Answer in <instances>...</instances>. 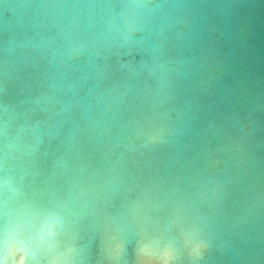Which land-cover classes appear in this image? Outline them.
<instances>
[{
	"label": "water",
	"instance_id": "obj_1",
	"mask_svg": "<svg viewBox=\"0 0 264 264\" xmlns=\"http://www.w3.org/2000/svg\"><path fill=\"white\" fill-rule=\"evenodd\" d=\"M161 127L145 160L166 180L146 207L165 205L160 244L177 264H264V0H0V178L18 189L0 230L24 218L19 192L51 200ZM88 204L77 192L72 210ZM43 238L34 264L59 252ZM100 257L97 234L76 264Z\"/></svg>",
	"mask_w": 264,
	"mask_h": 264
},
{
	"label": "clouds",
	"instance_id": "obj_2",
	"mask_svg": "<svg viewBox=\"0 0 264 264\" xmlns=\"http://www.w3.org/2000/svg\"><path fill=\"white\" fill-rule=\"evenodd\" d=\"M163 131L161 127L139 146L134 142L124 146L115 154L110 167L90 169L74 183L66 180L51 200L41 203L34 194L19 192L16 206L23 210L24 218L16 216L13 209V218L5 220L0 230V264H34L36 252L46 253L39 226L50 215L60 218V228L50 236L55 239L59 252L44 255L48 264H76L78 253L90 245L97 234L101 246L99 264H112L125 255L132 264H177V252L160 244L165 205L146 210L149 195L159 201L165 192L166 180L158 174L156 160L153 158L151 167L145 166L147 154L155 157L166 148ZM73 171L69 165L59 175L66 176ZM7 192L15 194L18 189L15 178L5 175L0 178V193ZM77 192L89 198V204L81 211L72 210ZM157 211L161 215L154 214ZM122 225L136 226V237L131 245L122 237ZM205 247L201 243L195 251L199 254ZM165 250L170 256L162 261L161 253Z\"/></svg>",
	"mask_w": 264,
	"mask_h": 264
},
{
	"label": "snow or ice",
	"instance_id": "obj_3",
	"mask_svg": "<svg viewBox=\"0 0 264 264\" xmlns=\"http://www.w3.org/2000/svg\"><path fill=\"white\" fill-rule=\"evenodd\" d=\"M60 223L59 218L49 217L45 223L43 237H50L56 230L57 225ZM147 251V250H145ZM170 253L166 250L161 253V260L166 261Z\"/></svg>",
	"mask_w": 264,
	"mask_h": 264
}]
</instances>
